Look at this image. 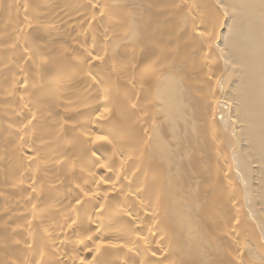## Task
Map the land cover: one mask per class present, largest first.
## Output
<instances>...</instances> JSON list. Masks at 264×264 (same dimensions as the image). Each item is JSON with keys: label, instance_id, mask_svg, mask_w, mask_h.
Instances as JSON below:
<instances>
[{"label": "bare ground", "instance_id": "6f19581e", "mask_svg": "<svg viewBox=\"0 0 264 264\" xmlns=\"http://www.w3.org/2000/svg\"><path fill=\"white\" fill-rule=\"evenodd\" d=\"M0 264H264V0H0Z\"/></svg>", "mask_w": 264, "mask_h": 264}, {"label": "rangeland", "instance_id": "374dc122", "mask_svg": "<svg viewBox=\"0 0 264 264\" xmlns=\"http://www.w3.org/2000/svg\"><path fill=\"white\" fill-rule=\"evenodd\" d=\"M108 49H111L112 51L115 50V48L113 46H108ZM171 159H173V156H171ZM197 224L201 225V226H205L206 225V221L202 218L196 220Z\"/></svg>", "mask_w": 264, "mask_h": 264}]
</instances>
